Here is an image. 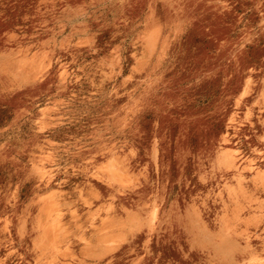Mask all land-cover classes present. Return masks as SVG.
<instances>
[{"label":"rangeland","instance_id":"obj_1","mask_svg":"<svg viewBox=\"0 0 264 264\" xmlns=\"http://www.w3.org/2000/svg\"><path fill=\"white\" fill-rule=\"evenodd\" d=\"M0 264H264V0H0Z\"/></svg>","mask_w":264,"mask_h":264}]
</instances>
